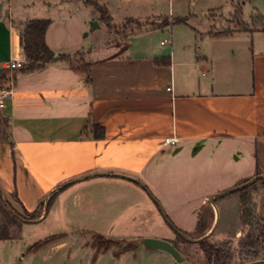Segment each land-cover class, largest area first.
Returning a JSON list of instances; mask_svg holds the SVG:
<instances>
[{
  "label": "crops",
  "instance_id": "obj_1",
  "mask_svg": "<svg viewBox=\"0 0 264 264\" xmlns=\"http://www.w3.org/2000/svg\"><path fill=\"white\" fill-rule=\"evenodd\" d=\"M4 2L0 69L23 54L24 24L15 26L9 12L5 18ZM146 28L139 24L138 37L133 31L127 42H108L98 54L67 32L49 38V29L46 42L54 61L35 71L3 74L0 84L11 79L13 85L0 109V171H5L0 188L7 187L11 197L16 193V204H24L23 190L54 193L64 183L56 200H79L82 213H104L109 199L115 202L108 208L141 212L149 206L141 189L159 178L161 162L172 174L190 156L204 162L211 144L217 151L248 147L244 157L257 158L248 173H257L258 162L264 173V24L257 32L243 26L208 30L195 47L168 37L149 44L142 40ZM75 53L83 58L80 69L62 58ZM95 126L103 128L102 136ZM172 135L178 143L166 144ZM62 165L67 168L55 176ZM43 195H34L35 202Z\"/></svg>",
  "mask_w": 264,
  "mask_h": 264
},
{
  "label": "rangeland",
  "instance_id": "obj_2",
  "mask_svg": "<svg viewBox=\"0 0 264 264\" xmlns=\"http://www.w3.org/2000/svg\"><path fill=\"white\" fill-rule=\"evenodd\" d=\"M93 1L94 3L87 0H5L3 13L8 18L9 12L11 21L17 27L22 22L36 18L50 19L49 38L53 33L64 35L67 32L85 48L98 49L94 52L97 54L104 51L108 42H127V36L133 31L136 33L139 24L149 27L142 38L149 44L156 45L157 41L168 37L175 39L179 46L190 43L194 47L200 42L202 33L207 34L208 30L234 31L243 26L257 32L264 24L255 18L259 13L264 15V12L257 11L258 7H264V0ZM99 6L105 7L104 11L108 12L104 19L101 18L103 11ZM163 25L165 29L162 30L159 27ZM241 33L238 31L239 35H243ZM139 34L140 32L135 35L138 37ZM132 39L134 38L130 40ZM81 56L80 53H75L67 56L66 61L70 63L69 59L72 58L75 63L82 64ZM4 123H1L2 130H5ZM245 149L249 148L237 145L217 151V147L211 144L204 153V162L201 159L194 161V156H190L189 163L184 159L180 163L183 168L172 174L170 169L164 167V171L162 170L161 162L159 178L150 179L148 187L141 189L149 206L136 213L121 212L117 207L108 208L109 204L115 202L110 199L103 202L104 213H82L77 210L81 205L79 200H56L58 193L46 208L49 201L47 194L52 193L49 191L45 194L44 189L34 194L46 196L39 202H35L36 197L32 192L23 190L25 200L20 205L16 204L6 187L4 194L8 195L21 213L26 209L29 212L37 210L40 215L43 212V215L24 220L20 229L11 227L13 237L0 241V264H214L207 259L200 241L192 242L183 238L176 228L190 239H196L210 232L217 213L219 219L216 228L206 240L211 244L229 243L233 254L230 264L248 262L241 259L239 243L245 235L240 221L241 193H229L215 199V203L210 200L212 194L237 186L239 181L236 179L239 175L256 168L257 158L244 157ZM66 168L65 165L57 166L55 176ZM0 174L5 176V171L1 170ZM248 174L251 178L256 175ZM64 185L59 184L56 188ZM203 199H206L205 202H202ZM251 203L258 214L264 215V185L261 183L256 184ZM159 205L165 210L170 223ZM200 214L205 216L202 225L206 229L196 227ZM59 235V238L44 243L37 251L29 248L36 242ZM147 237L163 238L175 244L184 256L183 262L178 263L173 257H167L169 253L165 250L142 245L140 241ZM110 239L115 242L107 248L106 241Z\"/></svg>",
  "mask_w": 264,
  "mask_h": 264
},
{
  "label": "trees",
  "instance_id": "obj_3",
  "mask_svg": "<svg viewBox=\"0 0 264 264\" xmlns=\"http://www.w3.org/2000/svg\"><path fill=\"white\" fill-rule=\"evenodd\" d=\"M87 1L89 3H94L93 0ZM99 9L103 11L101 18H106L108 16V12L104 11L105 7L103 8L99 6ZM256 19H260L264 23V15H258ZM23 24L24 27L21 28L22 53L27 57L29 62L21 70L24 72H29L42 69L47 64L54 61L56 55L55 51L52 50L48 45V42H46V34L51 27V20L45 18H36ZM62 58L67 60V56H62ZM69 61L70 65H72L74 68L80 69L77 63H75L74 59L71 58ZM5 72V69L0 71V79ZM95 127L97 130L96 136H102L103 134L99 133L98 130L103 128L99 126ZM256 174H262L259 162L257 164ZM249 179H251V177L240 180L238 185L245 183ZM257 183L264 185V178L258 179L245 188L238 190V192L241 193L240 221L243 229L245 230V235L240 239L239 243L241 248V259L245 261H248V259L260 258L261 256L264 257V215L258 214L251 203L252 193ZM64 188L65 186L60 187L56 192L50 195L51 197L49 199V205L53 202V200L56 199L57 193H59ZM12 196L18 199L16 193H14ZM219 197H216L215 199ZM24 210V213H21L14 206L10 199H5L4 193L0 188V241L11 239L13 237V233L11 232L12 226H16L18 229H20L25 219H35L40 215L37 214V210L33 212H29L26 209ZM204 222L205 216L200 214L196 223L197 229H206V226L203 227L202 225ZM60 236L61 235L48 237L43 241L32 244L29 248L31 251H37L44 243L56 240ZM106 242V247L108 248L110 247V244L114 243L115 241L110 239ZM200 244L202 245L206 257L210 262L214 264H230V259L233 254L231 247H229V243L211 244L208 242V240L204 239L200 241Z\"/></svg>",
  "mask_w": 264,
  "mask_h": 264
},
{
  "label": "water",
  "instance_id": "obj_4",
  "mask_svg": "<svg viewBox=\"0 0 264 264\" xmlns=\"http://www.w3.org/2000/svg\"><path fill=\"white\" fill-rule=\"evenodd\" d=\"M1 6L2 4H0V11H1ZM22 27H24L22 25ZM125 177H129L131 178L132 180L134 181H138L136 178L134 177H130V176H125ZM264 178V173L263 174H258V175H255L254 177H252L251 179H249L248 181H246L245 183H242V184H239L237 186H234L232 188H229V190L227 191H224V192H220V193H214L212 194L210 200L211 202L215 203V198L216 197H219V196H226V195H229V193H233V192H236L240 189H243L245 188L246 186H248L249 184L253 183L254 181L258 180V179H263ZM58 189V188H57ZM57 191V190H56ZM55 191V192H56ZM5 197V195H4ZM7 197H5L6 199ZM49 201L47 202L46 204V208H48L49 206ZM160 209L165 213V210H163L162 206H160ZM165 217L166 219L168 220V222L170 223L169 221V218L167 216V214L165 213ZM218 219H219V213H217V216H216V219H215V222L213 224V227L212 229L210 230V232H208L207 234L201 236V237H198L196 239H190L182 230L180 229H177L176 230L178 231V234H180L183 238L185 239H188V240H191L192 242H199L201 240H204V239H207L208 237H210L212 234H213V231L215 230L216 228V224L218 222ZM25 220H28V219H25ZM140 243L148 248H154V249H159V250H165L166 252H168L175 260L176 262H183L184 260V256L182 255L180 249H178L176 247L175 244H173L172 242H170L169 240L167 239H157V238H144L143 240L140 241ZM240 264H264V257H260V258H255V259H252V260H248V262H243V263H240Z\"/></svg>",
  "mask_w": 264,
  "mask_h": 264
},
{
  "label": "built area",
  "instance_id": "obj_5",
  "mask_svg": "<svg viewBox=\"0 0 264 264\" xmlns=\"http://www.w3.org/2000/svg\"><path fill=\"white\" fill-rule=\"evenodd\" d=\"M169 41L168 39L162 41V43H166ZM29 60L24 54H21L19 57L11 59V61L6 62L3 67L5 69H9L11 72L13 71H20L27 63ZM13 85V81L11 79H3L0 84V109H3L6 103V99L11 95V88ZM178 136L177 135H172L169 137H166L164 139V142L166 144H173L175 145L178 143Z\"/></svg>",
  "mask_w": 264,
  "mask_h": 264
}]
</instances>
